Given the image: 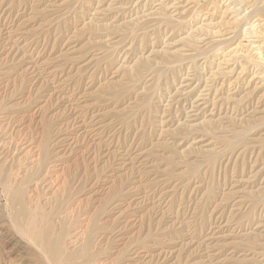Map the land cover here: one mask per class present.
<instances>
[{
	"label": "rangeland",
	"instance_id": "obj_1",
	"mask_svg": "<svg viewBox=\"0 0 264 264\" xmlns=\"http://www.w3.org/2000/svg\"><path fill=\"white\" fill-rule=\"evenodd\" d=\"M258 6L259 0H0L1 152L27 148L34 130L55 123L60 159L49 166L43 191L49 196L66 173L77 174L81 213L96 212L100 221L107 215L114 224L111 253L129 237L120 264H264V19L252 11ZM3 204L0 264H40L10 225L14 207Z\"/></svg>",
	"mask_w": 264,
	"mask_h": 264
},
{
	"label": "bare ground",
	"instance_id": "obj_2",
	"mask_svg": "<svg viewBox=\"0 0 264 264\" xmlns=\"http://www.w3.org/2000/svg\"><path fill=\"white\" fill-rule=\"evenodd\" d=\"M255 1V0H254ZM258 1V0H257ZM241 2V1H240ZM262 7L258 6V9L252 10L255 12L257 20L264 19V0H259ZM250 3V2H249ZM256 3V2H255ZM251 5V4H250ZM260 5V4H259ZM253 7H257L253 5ZM264 21V20H263ZM254 25V24H253ZM252 25V26H253ZM261 25V24H260ZM255 26V25H254ZM101 27V26H100ZM96 28V27H95ZM99 28V27H98ZM254 29V28H253ZM132 32V31H131ZM254 32V31H253ZM256 32V31H255ZM262 32V31H261ZM261 34V33H260ZM218 47V46H217ZM215 49V48H214ZM109 50V49H108ZM213 50V49H212ZM109 53H111L109 51ZM167 56V55H166ZM194 58V57H192ZM140 63V62H139ZM146 63V62H145ZM2 64V63H1ZM137 64V62H136ZM138 66V65H136ZM161 67V66H160ZM168 67V66H167ZM159 68V67H157ZM134 70V68H132ZM143 69V68H142ZM7 70V69H6ZM14 70V69H13ZM136 70V69H135ZM134 70V71H135ZM17 71V70H16ZM152 71V69H151ZM164 71V69H163ZM2 72V71H1ZM9 72V71H8ZM137 72V71H136ZM146 72V71H145ZM150 72V71H149ZM148 72V73H149ZM5 73V71H4ZM12 73V72H11ZM14 73V72H13ZM52 73V72H51ZM130 74V72L128 71ZM133 73V72H132ZM17 74V73H15ZM160 76L162 75L159 73ZM159 74L157 76H159ZM8 75V73H6ZM20 78V75H18ZM21 76H23L21 74ZM131 76V75H130ZM25 77V76H24ZM157 78V77H156ZM16 79V78H15ZM160 77L157 79L159 82ZM15 81V80H14ZM22 81V80H21ZM29 82V80H27ZM12 82V81H11ZM27 82V83H28ZM47 82V81H46ZM23 83V82H22ZM20 84V83H19ZM126 84V83H125ZM13 85V84H12ZM29 85V84H28ZM21 86V85H20ZM108 86V85H107ZM159 86V85H158ZM111 87V86H109ZM114 88V86H112ZM17 88V87H15ZM25 88V87H24ZM9 89V88H8ZM28 89V88H27ZM46 89V88H45ZM103 89V88H102ZM109 89V88H108ZM107 89V90H108ZM24 90V89H23ZM42 90V89H41ZM152 90V89H151ZM22 91V90H21ZM53 91V90H52ZM109 91V90H108ZM3 92V90H2ZM4 93V92H3ZM14 93V92H13ZM19 93V92H18ZM29 93V92H28ZM48 93V92H47ZM52 93V92H51ZM147 93V92H146ZM9 94V93H8ZM12 94V93H11ZM21 94V93H20ZM56 94V93H55ZM24 95V94H23ZM30 95V94H28ZM36 95V94H35ZM34 95V96H35ZM18 96V94H17ZM20 96V95H19ZM16 97V95L14 96ZM45 97V96H44ZM49 97V96H48ZM25 98V95L23 99ZM27 98V97H26ZM43 98V97H42ZM1 99V98H0ZM11 99V98H10ZM21 99V98H20ZM29 99V98H28ZM39 99V98H38ZM37 99V100H38ZM50 99V98H48ZM48 99H46L48 101ZM137 99V98H136ZM2 100V99H1ZM17 100V99H16ZM19 100V99H18ZM43 100V99H42ZM51 100V99H50ZM138 100V99H137ZM152 101V99L150 98ZM21 101V100H20ZM29 101V100H28ZM46 101V102H47ZM14 102V101H13ZM19 102V101H18ZM25 102V101H24ZM27 102V101H26ZM25 102V104H26ZM138 102V101H136ZM151 103V102H150ZM23 104V103H22ZM30 104V103H28ZM45 104V102L43 103ZM42 104V105H43ZM52 104V103H51ZM50 104V107H51ZM32 105V104H31ZM37 105V104H36ZM7 106V105H6ZM25 106V105H24ZM30 106V105H29ZM39 106V105H38ZM43 105L42 108H44ZM53 106V105H52ZM33 107V106H32ZM31 107V108H32ZM41 107V106H40ZM138 107V106H137ZM151 107V106H150ZM38 108V107H37ZM46 108V107H45ZM18 109V108H17ZM22 109V108H21ZM36 109V108H35ZM131 109V107H130ZM129 109V110H130ZM140 109V108H139ZM151 109V108H150ZM12 110V109H11ZM16 110V109H15ZM20 110V109H19ZM18 110V111H19ZM134 110V109H133ZM34 111V110H33ZM45 112V110H43ZM50 111V110H49ZM48 111V112H49ZM151 111V110H150ZM8 112V111H7ZM26 112V111H25ZM24 112V113H25ZM39 112V111H38ZM119 112V111H118ZM30 113V112H29ZM47 113V111H46ZM45 113V116H46ZM50 113V112H49ZM55 113V112H54ZM15 114V112H14ZM27 114V113H26ZM31 114V113H30ZM36 114V113H35ZM59 113H56L57 115ZM120 114V113H119ZM12 115V114H11ZM33 115V114H32ZM54 115V116H55ZM135 115V113H134ZM3 116V115H2ZM7 116V114H6ZM48 116V114H47ZM50 116V115H49ZM61 116V114L59 115ZM8 117V116H7ZM33 117V116H32ZM52 117V116H50ZM56 117V116H55ZM84 117V116H83ZM5 118V117H4ZM10 118V117H8ZM19 118V117H18ZM17 118V120H18ZM42 118V117H41ZM24 119V117H23ZM58 119V116H57ZM259 119V118H258ZM263 119V118H262ZM3 120V119H2ZM28 120V119H27ZM48 120V119H47ZM63 120V119H62ZM220 120V119H219ZM25 121V120H24ZM29 121V120H28ZM42 121V120H41ZM236 121V120H235ZM15 122H17L15 120ZM33 122V121H32ZM60 122V120H59ZM57 122V123H59ZM254 122V121H253ZM18 123V122H17ZM22 123V122H21ZM30 123V122H29ZM249 123V122H248ZM258 123V122H257ZM263 125V122H261ZM13 124V123H11ZM27 124V123H24ZM38 124V123H36ZM40 124V123H39ZM62 124V123H61ZM68 124V123H67ZM260 124V123H259ZM6 125V124H5ZM4 125V126H5ZM30 125V124H29ZM34 126V124H32ZM31 125V126H32ZM60 125V124H59ZM58 125V126H59ZM244 125V124H243ZM257 125V124H255ZM2 126V125H1ZM3 126V127H4ZM13 126V125H12ZM24 126V125H23ZM26 126V125H25ZM30 126V129H31ZM36 126V125H35ZM38 126V125H37ZM65 126V125H64ZM68 126V125H67ZM258 126V125H257ZM53 122L45 121L40 129H36V138L30 137L27 148H20L16 144V152L7 151L8 153L1 152L2 146L5 145L4 139L0 138V201H4V208L13 206L14 209L10 214V225L20 235V237L29 244L30 248H34V254L37 256L40 264H120V260L125 257L127 251L126 243L129 241V237L126 243L123 242V247L117 251L114 255L113 251L115 239V227L113 223L109 221L108 216H105V220H99L97 216L92 213L86 215V211L81 213V203L78 200V183L79 179L77 174L72 173L68 176L64 175L62 182L56 187L55 191L48 196L43 191V183L47 181V175L50 168H57L59 161V153L57 148H60L59 142L56 136L60 129ZM212 127V126H210ZM235 127V126H234ZM256 128V126H254ZM23 128V127H22ZM26 128V127H25ZM28 128V127H27ZM67 128V127H66ZM247 128V126H246ZM4 129V128H3ZM16 129V128H15ZM14 129V130H15ZM28 129V131L30 130ZM234 129V128H233ZM20 130V129H19ZM23 130V129H22ZM21 130V131H22ZM26 130V129H25ZM245 130V129H244ZM254 130V129H253ZM11 131V130H10ZM9 131V132H10ZM18 131V130H17ZM20 131V133H21ZM31 131V130H30ZM63 131V130H61ZM218 131V130H217ZM230 131V130H228ZM226 131V132H228ZM242 131V130H241ZM250 131V130H249ZM8 132V130H7ZM6 132V133H7ZM24 132V131H23ZM64 132V131H63ZM238 132V131H237ZM0 133L1 127H0ZM19 133V131H18ZM17 133V134H18ZM25 133V132H24ZM35 133V132H34ZM30 134V132H29ZM69 134V133H68ZM248 134V133H247ZM2 135V134H1ZM5 135V134H4ZM8 135V134H7ZM23 135V134H22ZM25 135V134H24ZM23 135V136H24ZM226 135V134H225ZM235 135V134H234ZM14 136V135H13ZM16 136V135H15ZM22 136V138H23ZM35 136V134H34ZM244 136V135H243ZM1 137V136H0ZM6 137V136H5ZM17 137H20L19 135ZM28 137V136H26ZM64 137V135H63ZM66 137V136H65ZM64 137V139H65ZM223 137V136H222ZM4 138V137H3ZM224 138V137H223ZM13 139V137H12ZM15 139V138H14ZM219 139V138H218ZM237 139V138H236ZM244 139V137H243ZM16 140V139H15ZM14 140V141H15ZM22 140V139H21ZM23 140H25L23 138ZM240 140V139H239ZM2 141V143H1ZM9 142V141H8ZM221 142V141H220ZM237 141L235 144H237ZM242 142V141H241ZM10 143V142H9ZM66 143V142H63ZM8 145V144H6ZM232 145V144H231ZM230 146V145H228ZM23 147V146H22ZM67 148V147H66ZM88 148V147H87ZM228 148V147H227ZM225 148V149H227ZM6 150V149H5ZM9 150V149H8ZM85 150V149H84ZM222 151V150H221ZM69 152V151H68ZM62 153V152H61ZM64 153V152H63ZM75 154V153H74ZM85 155V154H84ZM213 156V155H211ZM215 156V155H214ZM211 157V158H214ZM62 158V157H61ZM80 158V157H79ZM217 158V157H216ZM79 159H77L78 161ZM81 160V159H80ZM88 161V159H86ZM63 161V160H62ZM75 161V162H77ZM86 161V163H87ZM210 161V160H209ZM208 161V162H209ZM70 162V161H69ZM74 162V163H75ZM91 162V161H90ZM72 163V162H71ZM51 164V165H50ZM68 164V163H67ZM208 164V163H207ZM61 165V164H60ZM82 165V163H81ZM66 166V165H65ZM73 166V165H72ZM71 166V168H72ZM76 166V164H75ZM64 168V166H62ZM69 167V166H67ZM83 167V166H82ZM90 167V166H89ZM75 168V167H74ZM78 168V166H77ZM80 168V167H79ZM86 168V167H85ZM84 168V170H86ZM90 169V168H89ZM69 170V169H68ZM71 170V169H70ZM73 170V168H72ZM77 170V169H76ZM75 170V171H76ZM83 170V169H82ZM92 170V169H91ZM74 171V170H73ZM81 171V170H80ZM51 172V171H50ZM59 172V171H58ZM64 172V171H62ZM60 172L59 174H63ZM68 172V171H67ZM70 173V171H69ZM83 174V172L81 173ZM91 175V173H88ZM87 174V175H88ZM57 175V174H56ZM55 175V176H56ZM185 175V174H183ZM83 175L79 176L82 177ZM52 177V175H51ZM53 178V177H52ZM57 179L58 176L56 177ZM83 178V177H82ZM87 178V177H86ZM88 179V178H87ZM86 179V182H87ZM50 180V179H49ZM83 180V179H82ZM119 180H121L119 178ZM53 181V180H52ZM84 181V180H83ZM116 181V180H115ZM59 182V181H58ZM78 182V183H77ZM52 183V182H51ZM50 183V184H51ZM121 183V181H120ZM94 184V183H93ZM112 184V182H111ZM109 184V185H111ZM49 185V184H48ZM55 185V184H54ZM92 185V184H91ZM114 185V184H113ZM116 185V184H115ZM94 186V185H93ZM51 187V186H48ZM53 187V186H52ZM85 187V185H84ZM83 187V188H84ZM110 187V186H109ZM86 188V187H85ZM113 188H115L113 186ZM261 188V187H260ZM259 188V189H260ZM48 189V188H46ZM80 189V188H79ZM107 189V188H106ZM105 189V190H106ZM110 189V188H109ZM117 189V186H116ZM115 189V190H116ZM264 189V188H263ZM83 190V189H82ZM89 190V189H88ZM92 190V189H91ZM114 190V189H113ZM262 190V189H261ZM259 190V191H261ZM84 191V190H83ZM103 191V190H102ZM252 191V190H251ZM257 191V192H259ZM86 192V191H85ZM92 192V191H90ZM96 192V191H95ZM100 192V191H99ZM109 192V191H108ZM115 192V191H114ZM249 192V191H248ZM264 192V191H262ZM82 193V192H81ZM81 193L79 195H81ZM88 193V192H87ZM94 193V192H93ZM107 193V192H106ZM118 193V192H116ZM122 193V192H120ZM85 194V193H84ZM91 194V193H90ZM108 194V195H107ZM107 196H110L107 193ZM112 194V193H111ZM260 194V193H259ZM262 194V193H261ZM104 196H106L103 193ZM114 195V194H113ZM210 195V194H209ZM254 195V194H252ZM256 195V194H255ZM48 198H47V197ZM106 196V197H107ZM119 196V195H118ZM46 197V201L42 203L41 199ZM80 197V196H79ZM261 197V196H260ZM86 198V196H85ZM126 198V197H125ZM124 198V199H125ZM255 198V197H254ZM257 198V197H256ZM97 199V198H96ZM100 198L98 197V200ZM106 199V198H105ZM113 199V198H112ZM117 199V198H116ZM122 199V198H121ZM88 200V199H86ZM95 200V199H94ZM102 200V198H101ZM108 200V199H107ZM120 200V199H119ZM252 200V198H251ZM258 200V198H257ZM84 201V200H83ZM96 201V200H95ZM121 201V200H120ZM124 201V200H123ZM46 202V203H45ZM77 202V203H76ZM87 202V201H86ZM94 202V201H93ZM97 202V201H96ZM94 202V203H96ZM77 205H76V204ZM89 203V202H88ZM87 203V205H88ZM103 203V202H101ZM100 203V205H101ZM106 203V201H105ZM115 203V201H114ZM117 203V202H116ZM129 203V202H128ZM81 204V205H80ZM97 204V203H96ZM99 204V203H98ZM121 204V203H120ZM119 204V205H120ZM48 206V209L46 207ZM85 205V201H84ZM102 207V206H101ZM111 207V206H110ZM113 207V206H112ZM115 207V205H114ZM119 207V206H118ZM131 207V206H130ZM3 208V209H4ZM92 208V207H91ZM9 209V208H8ZM86 209V207H85ZM94 209V208H93ZM107 210V208H105ZM109 209V207H108ZM2 210V209H1ZM12 210V209H11ZM91 210V209H90ZM89 210V211H90ZM96 211V210H94ZM93 211V212H94ZM108 211V210H107ZM3 212V210H2ZM8 212V211H7ZM99 212V210H98ZM115 212V211H114ZM119 212V211H118ZM85 217L79 220L81 215ZM6 214V213H5ZM8 214V213H7ZM99 214H101L99 212ZM4 215V214H3ZM9 215V214H8ZM7 215V216H8ZM110 215V213L108 214ZM123 215V214H121ZM6 216V217H7ZM141 216V215H140ZM101 217V216H100ZM99 217V218H100ZM8 218V217H7ZM83 218V217H80ZM113 218V217H112ZM111 219V217H110ZM118 221V220H117ZM116 221V222H117ZM125 221V220H124ZM7 222V221H6ZM118 223V222H117ZM148 223V222H147ZM121 224V223H120ZM151 225V224H150ZM142 226V225H141ZM117 227V226H116ZM122 228V227H121ZM123 229V228H122ZM157 229V228H156ZM1 230V229H0ZM119 230V229H118ZM140 230V229H139ZM14 231V232H15ZM117 231V230H116ZM6 232V230H5ZM126 232V231H125ZM118 233V232H117ZM12 235V234H11ZM17 235V234H16ZM122 235V234H121ZM13 236V235H12ZM142 236V235H141ZM2 237V236H1ZM122 237V236H121ZM155 237V236H154ZM5 238V237H3ZM123 238V237H122ZM136 238V237H135ZM141 238V237H140ZM2 239V238H0ZM118 239V238H117ZM134 239V238H133ZM138 239V238H137ZM254 239V238H253ZM19 240V239H18ZM1 241V240H0ZM148 241V240H147ZM155 241V240H154ZM139 242V241H134ZM257 242V241H256ZM140 243V242H139ZM143 243V242H142ZM140 243V244H142ZM147 243V242H146ZM250 243V242H249ZM5 244V243H4ZM72 247H69L70 245ZM127 245V244H126ZM255 245V244H254ZM253 245V246H254ZM121 246V245H120ZM138 246V245H137ZM143 246V245H141ZM144 247V246H143ZM23 248V246H22ZM132 248V247H131ZM138 248V247H137ZM3 249V248H1ZM29 249V248H28ZM262 250V249H261ZM27 251V250H26ZM31 251V250H30ZM113 251V253H111ZM130 251V250H129ZM131 252V251H130ZM136 252V251H135ZM136 254V253H135ZM31 255V254H30ZM114 255V256H113ZM128 256V255H127ZM35 258V256H34ZM130 258V257H129ZM124 261V260H123ZM127 261V260H126ZM123 264V263H122Z\"/></svg>",
	"mask_w": 264,
	"mask_h": 264
}]
</instances>
